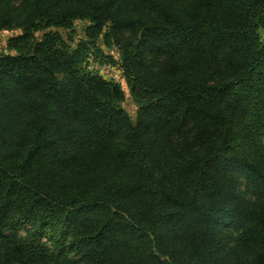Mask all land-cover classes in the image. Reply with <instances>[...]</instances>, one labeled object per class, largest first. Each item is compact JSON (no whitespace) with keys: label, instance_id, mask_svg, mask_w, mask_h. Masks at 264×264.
Returning <instances> with one entry per match:
<instances>
[{"label":"trees","instance_id":"trees-1","mask_svg":"<svg viewBox=\"0 0 264 264\" xmlns=\"http://www.w3.org/2000/svg\"><path fill=\"white\" fill-rule=\"evenodd\" d=\"M77 19L75 45L45 31ZM263 21L264 0H0L21 30L0 53V264H264ZM100 36L134 120L86 65Z\"/></svg>","mask_w":264,"mask_h":264},{"label":"rangeland","instance_id":"rangeland-1","mask_svg":"<svg viewBox=\"0 0 264 264\" xmlns=\"http://www.w3.org/2000/svg\"><path fill=\"white\" fill-rule=\"evenodd\" d=\"M88 25L86 20H74L68 27H52L45 31L53 29L54 31L60 32L64 37L69 38V41L75 45L77 41L86 39L85 28ZM21 32L20 29L15 30H0V53H15L13 50L8 49L7 40L8 38L15 36ZM258 32L261 36H264V21L259 24ZM37 37L42 35V32L36 34ZM99 51L96 54L89 55L87 58V67L94 73H98L106 79L113 80L120 84V87L124 93V100L121 106L127 111L132 120L136 116V104L134 103L128 86L123 79L122 70L119 67V60L121 51L115 45H106L103 41L102 36L96 40ZM108 57V58H107ZM106 67H114L116 72L114 76L104 73ZM20 232L23 234L24 231L21 229Z\"/></svg>","mask_w":264,"mask_h":264},{"label":"built area","instance_id":"built-area-1","mask_svg":"<svg viewBox=\"0 0 264 264\" xmlns=\"http://www.w3.org/2000/svg\"><path fill=\"white\" fill-rule=\"evenodd\" d=\"M103 71L104 73L109 74V76H114L113 73L116 72V69L114 67H106Z\"/></svg>","mask_w":264,"mask_h":264}]
</instances>
